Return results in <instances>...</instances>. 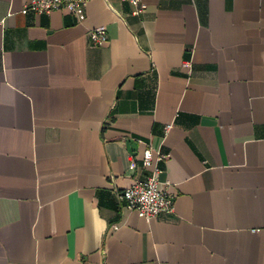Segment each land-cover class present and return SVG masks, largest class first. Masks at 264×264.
Returning <instances> with one entry per match:
<instances>
[{
	"label": "crops",
	"instance_id": "0c3cea01",
	"mask_svg": "<svg viewBox=\"0 0 264 264\" xmlns=\"http://www.w3.org/2000/svg\"><path fill=\"white\" fill-rule=\"evenodd\" d=\"M29 1L0 0V264H264V0ZM148 146L151 220L119 199Z\"/></svg>",
	"mask_w": 264,
	"mask_h": 264
},
{
	"label": "built area",
	"instance_id": "2783aa9c",
	"mask_svg": "<svg viewBox=\"0 0 264 264\" xmlns=\"http://www.w3.org/2000/svg\"><path fill=\"white\" fill-rule=\"evenodd\" d=\"M89 0H30L23 8V13L33 12L36 14L51 13L56 10H67L73 14H80ZM133 6V14L138 15L146 11L147 6L144 0H126ZM108 34L105 26H99L89 30L88 37L94 44L101 45L108 41ZM171 127L168 125L167 130ZM139 142H143L138 139ZM169 154L160 150H153L152 146L145 148L142 157V166L151 168L149 174L138 177L127 188H125L119 199L125 202L128 209L139 211L147 220L159 217L163 214H171L174 211V197L169 194L159 175L163 169L157 165ZM134 156H131V168H137Z\"/></svg>",
	"mask_w": 264,
	"mask_h": 264
}]
</instances>
